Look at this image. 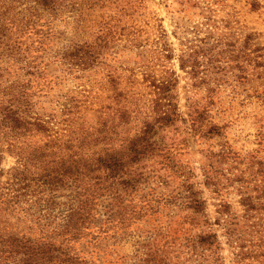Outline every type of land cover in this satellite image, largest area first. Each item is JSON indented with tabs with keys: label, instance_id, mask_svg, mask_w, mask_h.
Wrapping results in <instances>:
<instances>
[{
	"label": "trees",
	"instance_id": "16d2710c",
	"mask_svg": "<svg viewBox=\"0 0 264 264\" xmlns=\"http://www.w3.org/2000/svg\"><path fill=\"white\" fill-rule=\"evenodd\" d=\"M128 2L0 0V165L5 153L16 158L0 169V264H124L119 242L173 205L188 211L185 222L170 217L138 264L221 262L207 201L178 159L189 141L163 136L185 123L179 76L165 65L175 50L162 30L153 50L140 51L141 28L120 17ZM62 25H72L71 38ZM129 51L132 66L123 63ZM199 57L191 46L180 56L193 78L206 72ZM71 77L79 95L52 93ZM188 110L194 133L216 130L196 101ZM205 179L216 185L206 170ZM176 181L178 191L157 192Z\"/></svg>",
	"mask_w": 264,
	"mask_h": 264
},
{
	"label": "rangeland",
	"instance_id": "374dc122",
	"mask_svg": "<svg viewBox=\"0 0 264 264\" xmlns=\"http://www.w3.org/2000/svg\"><path fill=\"white\" fill-rule=\"evenodd\" d=\"M129 2L131 6L120 17L123 24L141 28L139 41L145 48L140 51L153 50V40L162 30L175 50L176 56L165 65L179 76L185 123H178L176 133L163 136L166 141H189V148L178 159L193 170L192 181L207 201V213L221 241V262L213 263L214 259L210 264H264V0ZM62 27L67 39L71 38L72 25ZM252 33L255 40L248 43L247 35ZM189 46L200 53L199 69L206 71L201 78L188 74L190 67L183 70L180 66V56ZM135 53L129 51L123 56L126 66L133 65ZM257 62H263V66L257 68ZM92 78V83L97 82ZM137 79L142 81L143 75L139 73ZM80 85L71 77L52 93L79 95L83 89ZM94 86L97 91V84ZM195 101L208 110L205 125L215 127L214 132L194 133L191 129L188 107ZM15 165V156L5 153L0 169L7 172ZM205 170L216 185H206ZM159 187L157 192L168 193L178 191L180 185L176 181ZM187 213L173 205L134 225L133 235L115 247L120 255L128 257L124 264H138L135 255L141 246L155 238L160 242L159 231L169 226L170 217L180 225ZM194 229L198 227H183L184 232Z\"/></svg>",
	"mask_w": 264,
	"mask_h": 264
}]
</instances>
